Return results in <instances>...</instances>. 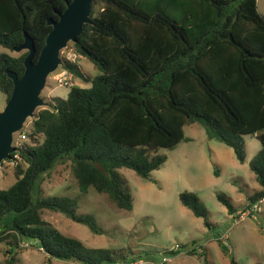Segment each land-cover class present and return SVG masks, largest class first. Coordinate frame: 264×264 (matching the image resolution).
<instances>
[{
    "label": "trees",
    "instance_id": "trees-1",
    "mask_svg": "<svg viewBox=\"0 0 264 264\" xmlns=\"http://www.w3.org/2000/svg\"><path fill=\"white\" fill-rule=\"evenodd\" d=\"M68 1L0 0V44L14 50L27 32L35 61L51 28L48 19H58ZM89 19L72 44L100 72L89 77L74 61L63 59L62 65L89 85H72L65 98L48 100L28 130H19L26 138H17L11 152L16 179L0 187V239L11 236L15 245L36 239L48 255L82 264L139 259L86 246L44 219L42 209L49 208L101 230L92 214L77 212L75 198L38 195L39 181L58 162L69 160L81 191L92 187L130 209L132 195L119 168L130 167L147 178L165 160L156 148L177 143L183 126L195 121L208 137L232 147L240 161L246 155L243 134L257 135L261 146L248 164L260 188L248 198L251 204L262 199L264 15L256 0H93ZM26 53L0 52V89L6 100L13 81L5 69L20 76ZM179 198L211 226L196 192L183 190ZM217 198L233 210L225 194ZM198 246L194 242L188 251Z\"/></svg>",
    "mask_w": 264,
    "mask_h": 264
},
{
    "label": "rangeland",
    "instance_id": "rangeland-1",
    "mask_svg": "<svg viewBox=\"0 0 264 264\" xmlns=\"http://www.w3.org/2000/svg\"><path fill=\"white\" fill-rule=\"evenodd\" d=\"M256 4L264 15V0H256ZM23 50H10L0 44V52L17 55ZM59 55L61 64L47 75L40 93L45 102L65 98L72 85H89L65 68L63 59L74 61L89 77L100 72L92 60L76 51L72 41L61 48ZM62 71L66 72L67 84L55 80V75ZM5 102L6 93L0 89V109ZM44 106L38 105L34 114L25 119L22 125L25 131ZM183 131V137L174 145L156 148L165 160L147 178L130 167L119 168L132 195L130 209L118 207L107 193L92 187L81 191L69 160L58 162L42 174L38 195L75 198L77 212L92 214L101 229L99 232L60 211L43 208L41 216L86 246L105 247L112 253L128 256L134 254L142 260L140 264H159L162 260L171 264H264V198L253 204L248 198L260 188L248 164L261 146L259 138L256 134H243L246 155L240 161L232 147L208 137L201 123L185 124ZM19 134V130L13 133V143ZM14 163L12 158L0 162V187L15 181ZM183 190L196 192L208 210L210 227L180 201L179 193ZM218 193L230 199L233 210H227L217 198ZM194 242L200 246L188 251ZM13 243L11 236L0 239V263L6 264V259L11 257V264H82L48 255L36 239L24 238L17 245ZM170 248L179 252L173 254Z\"/></svg>",
    "mask_w": 264,
    "mask_h": 264
},
{
    "label": "water",
    "instance_id": "water-1",
    "mask_svg": "<svg viewBox=\"0 0 264 264\" xmlns=\"http://www.w3.org/2000/svg\"><path fill=\"white\" fill-rule=\"evenodd\" d=\"M93 0H70L59 12L58 19H48L51 24L38 58L33 61L35 44L33 38L24 32L23 41L14 46V50L27 49L24 56V69L20 76L6 68L7 75L13 81L10 96L0 109V162L11 158L15 150L13 133L22 128L25 119L34 114L38 105H45L40 93L47 75L61 64L60 50L69 41H75L82 30V24L89 21V12Z\"/></svg>",
    "mask_w": 264,
    "mask_h": 264
},
{
    "label": "built area",
    "instance_id": "built-area-1",
    "mask_svg": "<svg viewBox=\"0 0 264 264\" xmlns=\"http://www.w3.org/2000/svg\"><path fill=\"white\" fill-rule=\"evenodd\" d=\"M55 80H57L58 82H62L64 84H67V75H66V72H58L56 75H55ZM26 138V133L25 132H21L19 134V137L18 139H24ZM264 198V196H263ZM255 207V206H254ZM244 213H242L241 216H243ZM172 249V248H170ZM142 262V260L140 259H127V260H118L116 262H114L113 264H140Z\"/></svg>",
    "mask_w": 264,
    "mask_h": 264
}]
</instances>
